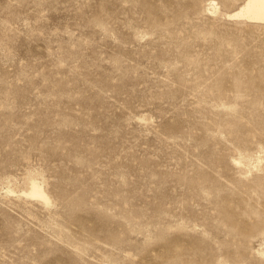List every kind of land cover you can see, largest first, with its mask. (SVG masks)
<instances>
[{"label": "rangeland", "instance_id": "obj_1", "mask_svg": "<svg viewBox=\"0 0 264 264\" xmlns=\"http://www.w3.org/2000/svg\"><path fill=\"white\" fill-rule=\"evenodd\" d=\"M247 2L0 0V264H264Z\"/></svg>", "mask_w": 264, "mask_h": 264}, {"label": "bare ground", "instance_id": "obj_2", "mask_svg": "<svg viewBox=\"0 0 264 264\" xmlns=\"http://www.w3.org/2000/svg\"><path fill=\"white\" fill-rule=\"evenodd\" d=\"M247 1L248 2L245 5L243 12H241L239 16L243 15L249 19L264 21V0H247ZM31 192L34 196H39L44 199L46 198L44 192H42L36 186H33Z\"/></svg>", "mask_w": 264, "mask_h": 264}]
</instances>
